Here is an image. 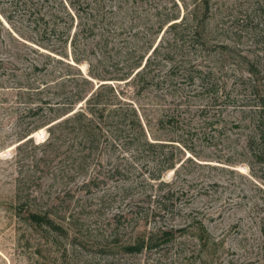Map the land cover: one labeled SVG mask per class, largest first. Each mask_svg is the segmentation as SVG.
Listing matches in <instances>:
<instances>
[{"label":"rangeland","instance_id":"rangeland-1","mask_svg":"<svg viewBox=\"0 0 264 264\" xmlns=\"http://www.w3.org/2000/svg\"><path fill=\"white\" fill-rule=\"evenodd\" d=\"M26 1L0 0V47L11 35L38 46ZM210 5L202 37L192 24L162 31L154 81L125 88L162 147L99 135L80 168L76 143L48 146L45 128L17 147L0 118V264H264V157L248 146L264 95V0ZM87 42L95 71L121 73V37ZM164 229L175 236L128 249Z\"/></svg>","mask_w":264,"mask_h":264},{"label":"trees","instance_id":"trees-1","mask_svg":"<svg viewBox=\"0 0 264 264\" xmlns=\"http://www.w3.org/2000/svg\"><path fill=\"white\" fill-rule=\"evenodd\" d=\"M170 1L171 5L162 0H27L25 13L38 46L11 35L12 42L0 47V118L7 116L16 125L10 143L21 147L34 142L32 134L47 128L48 146L65 139L77 144L73 154L80 168H85L82 160L90 155V141L99 135L112 145L129 138L136 149L162 147L165 143L156 142L151 133L152 120L143 119L141 106L125 98L129 91L125 88L134 87L139 93L154 81L151 67L163 42V38L157 42L162 31L192 24L194 35L202 37L211 13L210 0L193 5L188 0ZM189 6L191 12L186 14ZM90 35H98L104 47L121 37L125 51H120L119 75L95 71L87 42ZM83 63L88 65L86 72ZM95 79L106 82L96 87ZM259 102L248 140L257 159L264 157V95ZM173 167L174 163L167 168ZM30 216L39 217L34 212ZM261 232L264 235V221ZM173 236V229H164L140 237L128 249L141 252Z\"/></svg>","mask_w":264,"mask_h":264},{"label":"bare ground","instance_id":"bare-ground-1","mask_svg":"<svg viewBox=\"0 0 264 264\" xmlns=\"http://www.w3.org/2000/svg\"><path fill=\"white\" fill-rule=\"evenodd\" d=\"M45 132V128H41L39 130H37L36 132H34V134H32V136H40L41 134H43ZM42 137V136H41ZM40 138V137H39ZM12 148V147H11ZM172 172V171H171ZM170 173V172H169Z\"/></svg>","mask_w":264,"mask_h":264},{"label":"water","instance_id":"water-1","mask_svg":"<svg viewBox=\"0 0 264 264\" xmlns=\"http://www.w3.org/2000/svg\"><path fill=\"white\" fill-rule=\"evenodd\" d=\"M104 83V82H103ZM33 137H34V135H33Z\"/></svg>","mask_w":264,"mask_h":264}]
</instances>
